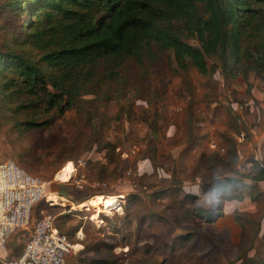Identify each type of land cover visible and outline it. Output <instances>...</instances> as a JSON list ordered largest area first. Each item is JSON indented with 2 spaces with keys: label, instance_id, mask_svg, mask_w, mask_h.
I'll use <instances>...</instances> for the list:
<instances>
[{
  "label": "rangeland",
  "instance_id": "rangeland-1",
  "mask_svg": "<svg viewBox=\"0 0 264 264\" xmlns=\"http://www.w3.org/2000/svg\"><path fill=\"white\" fill-rule=\"evenodd\" d=\"M15 26V15L0 11V43L9 41L11 31L23 37L26 30L19 33ZM27 53L38 54L36 49ZM206 61L205 74L179 68L169 50L147 63L129 61L112 79L86 82L90 91L80 93L62 115L42 111L36 102L35 112L31 107L15 111L16 101L0 93V157L46 182L49 198L72 204L64 208L54 202L44 210L72 245L69 264H264V194L256 182L240 191L238 215L213 219L195 213V197L188 201L181 190L186 179L207 187L212 167L240 168L235 136L242 131L248 137L250 114L230 112L228 102L249 97L237 94L239 86L255 87L264 97V76L251 71L243 78L219 67L215 57ZM31 116L46 123L19 133L15 124ZM77 159L88 161L79 189L70 176L55 179ZM141 161L148 162V173L137 170ZM98 195L121 197L113 207L109 202L91 206ZM40 206H34L33 219ZM27 235V230L14 231L0 256L17 257Z\"/></svg>",
  "mask_w": 264,
  "mask_h": 264
},
{
  "label": "trees",
  "instance_id": "trees-1",
  "mask_svg": "<svg viewBox=\"0 0 264 264\" xmlns=\"http://www.w3.org/2000/svg\"><path fill=\"white\" fill-rule=\"evenodd\" d=\"M0 11L15 15L17 32L26 30L21 39L11 31L9 41L0 43V93L16 101L15 111L35 112L36 102L42 111L62 115L90 91L86 82L112 79L118 67L150 62L164 50L179 68L199 74L208 72L206 58L215 57L232 75L236 70L243 78L251 71L264 76V0H4ZM8 30L4 25V34ZM251 95L247 109L259 111L257 94ZM259 117L257 112L255 124ZM45 123L31 116L15 127L21 133ZM263 177L261 169L253 181ZM38 203L42 210L48 206Z\"/></svg>",
  "mask_w": 264,
  "mask_h": 264
},
{
  "label": "built area",
  "instance_id": "built-area-1",
  "mask_svg": "<svg viewBox=\"0 0 264 264\" xmlns=\"http://www.w3.org/2000/svg\"><path fill=\"white\" fill-rule=\"evenodd\" d=\"M248 103L249 97L230 100V106L238 113H243ZM247 133L253 135L254 127H249ZM245 136L240 131L235 136L236 142L243 141ZM213 146L209 142L208 147ZM236 153L239 155L237 150ZM85 167L83 159L71 163L69 176L78 189L86 182ZM45 184L40 177L29 173L14 160L0 159V249L14 231H28L19 255L10 260L0 256V264H69L67 258L72 245L54 226L53 215L40 209L38 217H32L33 208L39 201L50 202L44 192Z\"/></svg>",
  "mask_w": 264,
  "mask_h": 264
},
{
  "label": "clouds",
  "instance_id": "clouds-1",
  "mask_svg": "<svg viewBox=\"0 0 264 264\" xmlns=\"http://www.w3.org/2000/svg\"><path fill=\"white\" fill-rule=\"evenodd\" d=\"M261 169H264V149L258 150L239 169L230 171L223 166L210 168L207 187L203 181L186 179L181 190L184 195L195 197L191 200L195 213L208 214L219 210L225 215H233L240 206V191L251 187L253 177Z\"/></svg>",
  "mask_w": 264,
  "mask_h": 264
},
{
  "label": "crops",
  "instance_id": "crops-1",
  "mask_svg": "<svg viewBox=\"0 0 264 264\" xmlns=\"http://www.w3.org/2000/svg\"><path fill=\"white\" fill-rule=\"evenodd\" d=\"M2 1H4V0H0V3H2ZM246 87V86H245ZM247 93H249V94H247ZM251 93H253V94H257L256 95V97L254 98L255 100V103L257 104V103H260L261 104V108H259V111L257 110V109H255V108H248V109H246L243 113H246V112H248L250 115L249 116H246V121L247 122H249L248 124V126H247V128L249 129V127H254V133H253V135H248V137H246V138H244V140L243 141H241V142H239L238 143V146H237V151L239 152V156H241V162H240V164H242L243 162H245V161H249V160H251L252 159V157L254 156V154L258 151V150H261V149H264V98L261 96V95H259L258 94V91H257V89L255 88V87H248V88H244V87H238V91H237V94L238 95H241V94H246V95H249V97L250 96H252L251 95ZM251 98V97H250ZM228 109L230 110V112H232V113H236V111L235 110H233L232 109V107L230 106V101L228 102ZM257 112L259 113V123H257V124H253L252 125V123L255 121V119H256V116H257ZM212 155H214V154H212ZM238 155V154H237ZM233 157H234V155H232ZM4 158H9V157H0V159H4ZM213 158H211V160H212ZM88 160L91 162V161H94V160H96V158H90V157H88ZM85 161H86V159H85ZM74 161H70V164L71 163H73ZM87 162L88 161H86V164H87ZM215 162L217 163V160H215ZM222 164H225V162L224 163H222ZM221 165V164H220ZM216 166V165H215ZM66 169H68L69 170V172L67 173V172H62V171H64V170H66ZM138 171H140V174L141 173H144V172H146V173H148V162H146V161H141L140 162V164H139V166H138V169H137ZM70 168L69 167H66V168H64V169H62L61 171H59V173H57V175L55 176V179L56 180H59V181H66V179L68 178V176H69V174H70ZM67 173V176L65 177V178H59V176L62 174V173ZM49 182H53V180H49L48 181V183ZM257 183V188L259 189V190H261V191H263L264 192V180H259V181H257L256 182ZM205 187H206V185H205ZM54 192H57L59 195H60V191L59 190H54ZM46 194V193H45ZM115 195V194H114ZM46 197H47V199L49 198L48 197V195L46 194ZM58 197V196H57ZM95 197H101V202H100V204H102V202H109L108 203V206L109 207H113L112 205H111V201H112V199L113 198H116V201L118 200V204H119V198L121 197V196H114V197H104V196H101V195H98V196H95ZM95 197L90 201V204H91V206H93V207H101L99 204H94V199H95ZM50 202H48V203H46L48 206H53V203L55 202V203H58L59 205H61V206H63L64 205V208H69V205H65V204H67V203H70L71 204V202H69L68 200H66V199H64V198H62V197H58V200H59V202H57L55 199L54 200H50V199H48ZM47 200V201H48ZM99 201V200H98ZM86 202V201H85ZM81 203H84V202H81V201H79V202H77V205H79V204H81ZM38 204V203H37ZM118 204H115V206L116 205H118ZM72 205V204H71ZM76 205V206H77ZM43 210H46V207L43 209ZM70 210V209H69ZM37 214H35L34 213V217L36 216ZM7 243V242H6ZM6 243H5V245H4V247L6 246ZM1 248L0 249V251L1 250H3V249H5V248ZM16 258V257H15ZM12 259H14V258H12ZM10 260V259H9Z\"/></svg>",
  "mask_w": 264,
  "mask_h": 264
},
{
  "label": "bare ground",
  "instance_id": "bare-ground-1",
  "mask_svg": "<svg viewBox=\"0 0 264 264\" xmlns=\"http://www.w3.org/2000/svg\"><path fill=\"white\" fill-rule=\"evenodd\" d=\"M71 170V169H70ZM67 176V173H62L60 176H59V178H65ZM48 199H50L51 201L52 200H54L55 198L54 197H50V198H48ZM99 200V201H98ZM101 197H95V199H94V204H100V202H101ZM49 201V200H48ZM116 202V198H113L112 199V201H111V205H113V203H115Z\"/></svg>",
  "mask_w": 264,
  "mask_h": 264
}]
</instances>
